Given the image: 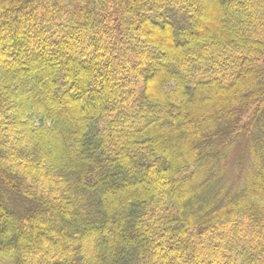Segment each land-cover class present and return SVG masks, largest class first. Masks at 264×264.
<instances>
[{
	"label": "trees",
	"instance_id": "obj_1",
	"mask_svg": "<svg viewBox=\"0 0 264 264\" xmlns=\"http://www.w3.org/2000/svg\"><path fill=\"white\" fill-rule=\"evenodd\" d=\"M0 264H264V0H0Z\"/></svg>",
	"mask_w": 264,
	"mask_h": 264
}]
</instances>
